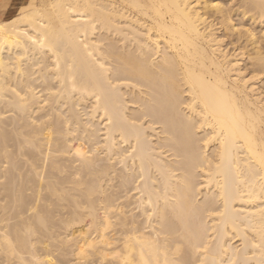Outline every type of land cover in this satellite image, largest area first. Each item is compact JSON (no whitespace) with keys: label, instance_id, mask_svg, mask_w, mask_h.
<instances>
[{"label":"bare ground","instance_id":"1","mask_svg":"<svg viewBox=\"0 0 264 264\" xmlns=\"http://www.w3.org/2000/svg\"><path fill=\"white\" fill-rule=\"evenodd\" d=\"M25 8L0 21V264H264V0Z\"/></svg>","mask_w":264,"mask_h":264},{"label":"rangeland","instance_id":"2","mask_svg":"<svg viewBox=\"0 0 264 264\" xmlns=\"http://www.w3.org/2000/svg\"><path fill=\"white\" fill-rule=\"evenodd\" d=\"M10 1L11 0H0V21L10 20V19H12V18H14L16 16H19V15H22V14H24V13H26V12H28L30 10V9L25 8V4L28 3L29 0H15V2L17 4V11L15 12V15H13V17H12V15L11 16H7L4 19L3 15H2L3 14V11H5V9L9 6ZM227 42H228V40H227ZM230 47H231V49H233L232 45H230L229 48ZM39 152L40 151L38 149H35L34 152H33V154H37V159H46L48 157H53V158H56V159L60 160L62 164L69 165V163L64 162V156H59V154H56V153L50 154V155L47 156V155L39 154ZM57 156H59V157H57ZM20 160L21 161L23 160V162L26 161V163L25 162L24 163L26 165H29V166H27V169H25L26 167H24V170H25L24 171L25 172L24 174H29V173H26L27 170L30 167V164H28V161H27L28 160V157L23 156V157L20 158ZM69 168L68 169L65 168L64 170L65 171L67 170V171L66 172L63 171L61 174L57 173L56 170H53L52 171V176H54V174H55L57 176V178H59L60 180H57L56 178H54V179L51 178L49 181L52 182V183H61V182L64 183V180H65V182H66V183H64V189H65V191L66 192H69V193H72L73 195H76V194H78V191L75 190L76 188H75V186H73L74 184L67 182L69 180V177L71 176L69 174H71V171H73L72 168H70V169ZM39 170L41 171L42 169H39ZM68 170H69V172H68ZM63 173H64V175H63ZM66 174H68V175L66 176ZM29 176H31V175L29 174ZM40 183H46V180L43 181V182H40ZM105 184L107 185V183H105ZM106 185L104 187H106ZM108 185L110 186V183ZM109 186H107L105 188V191L106 192L108 191L107 193L105 192V194H108L109 193V191H110L109 190V188H110ZM106 196H104V197H106ZM102 199H104V198H102ZM68 205H69L68 201H65L64 200V210H62V212H61L64 215V219H65V217L66 218L67 217L69 218V216L71 215L70 212H72V207L70 208ZM66 230L67 229L65 228V224H64V236H65ZM235 242H238V239H236Z\"/></svg>","mask_w":264,"mask_h":264},{"label":"crops","instance_id":"3","mask_svg":"<svg viewBox=\"0 0 264 264\" xmlns=\"http://www.w3.org/2000/svg\"><path fill=\"white\" fill-rule=\"evenodd\" d=\"M17 11V4L15 2V0H11L9 6L5 9V11H3V17L5 19V17L7 16H11L13 17V15H15V12Z\"/></svg>","mask_w":264,"mask_h":264}]
</instances>
